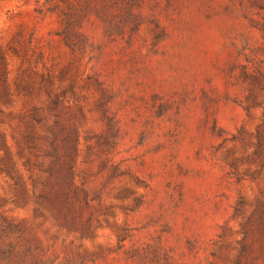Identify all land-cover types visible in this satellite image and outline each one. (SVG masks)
<instances>
[{"label": "rangeland", "instance_id": "obj_1", "mask_svg": "<svg viewBox=\"0 0 264 264\" xmlns=\"http://www.w3.org/2000/svg\"><path fill=\"white\" fill-rule=\"evenodd\" d=\"M0 264H264V0H0Z\"/></svg>", "mask_w": 264, "mask_h": 264}, {"label": "trees", "instance_id": "obj_2", "mask_svg": "<svg viewBox=\"0 0 264 264\" xmlns=\"http://www.w3.org/2000/svg\"><path fill=\"white\" fill-rule=\"evenodd\" d=\"M48 1H51V0H48ZM64 1H66V0H64ZM65 15H67V16L64 17V20H66L67 24L70 26L72 24V19H73L72 15L67 14L66 12H65ZM67 37H69V38H67ZM68 39H70V36H66V41L68 42V44L72 45V43L69 42ZM121 240H123V239H121Z\"/></svg>", "mask_w": 264, "mask_h": 264}]
</instances>
